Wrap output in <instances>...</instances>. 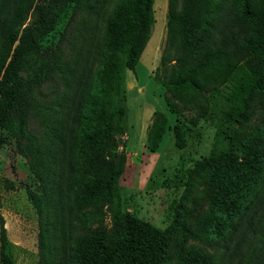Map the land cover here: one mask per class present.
I'll return each instance as SVG.
<instances>
[{
  "label": "trees",
  "instance_id": "1",
  "mask_svg": "<svg viewBox=\"0 0 264 264\" xmlns=\"http://www.w3.org/2000/svg\"><path fill=\"white\" fill-rule=\"evenodd\" d=\"M31 1L12 0L4 18L0 7V131L27 140L30 167L42 186L33 197L41 222L39 264H223L229 255L226 264H264V221L251 230L246 258L235 263L240 249L230 250L253 206L264 201V0H168L158 82L176 120L175 147L187 143L180 115L188 113L194 126L207 117L206 94L230 83V101L240 107L228 115L236 128L224 138L225 147L216 135L208 156L187 170L165 228L123 211L118 189L122 78L148 42L154 0L91 1L105 26L91 49L95 63L76 78L70 71L62 93L36 106L47 126L38 139L26 129L32 81L21 76L43 48L35 36L45 27L39 0L38 19L26 24ZM166 131L165 115L155 111L145 144L150 153ZM4 142L0 134V146ZM1 199L0 193V208ZM7 244L0 214L2 264L12 263Z\"/></svg>",
  "mask_w": 264,
  "mask_h": 264
},
{
  "label": "rangeland",
  "instance_id": "2",
  "mask_svg": "<svg viewBox=\"0 0 264 264\" xmlns=\"http://www.w3.org/2000/svg\"><path fill=\"white\" fill-rule=\"evenodd\" d=\"M39 0L45 27L35 36L42 50L30 61L21 76L32 81L27 98V132L34 138L44 136L45 113L42 118L36 108L53 101L54 93H62L64 80L83 75V70L94 59L91 49L104 34L100 14L89 8L92 0ZM12 0H1V16L12 11ZM37 0L26 8V24L38 19ZM153 25L148 42L133 71L123 74L121 89L125 97L123 134L119 137L118 152L122 153L124 166L118 179L121 206L137 218L159 228H165L184 192L187 170L197 161L207 157L216 143L225 147V137L236 128L228 115L240 107V102L230 101L231 84L207 95L209 113L195 126L190 115L184 113L179 120L183 127L185 148L174 145L172 127L175 117L164 101L165 88L158 82L162 78L161 54L166 41L168 0H154ZM101 12V9H100ZM68 70V75L61 73ZM71 84V82H70ZM155 111L167 119V131L160 148L150 153L145 144ZM44 117V118H43ZM13 120L18 121L17 117ZM5 142L0 146L1 208L7 230V252L11 264H39L40 216L33 197L42 193V186L30 167L28 144L25 138L16 139L6 131H0ZM219 141V142H218ZM107 224L109 219L107 218ZM264 221V201L255 204L244 224L238 229L230 248H239L235 263L247 257L252 244V231ZM255 241V240H254ZM238 250V249H237ZM231 255L225 257V263ZM0 264L1 260H0Z\"/></svg>",
  "mask_w": 264,
  "mask_h": 264
}]
</instances>
